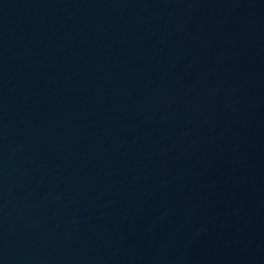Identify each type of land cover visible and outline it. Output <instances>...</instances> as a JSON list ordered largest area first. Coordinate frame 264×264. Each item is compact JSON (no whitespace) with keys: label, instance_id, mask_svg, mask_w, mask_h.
I'll list each match as a JSON object with an SVG mask.
<instances>
[{"label":"water","instance_id":"95a60500","mask_svg":"<svg viewBox=\"0 0 264 264\" xmlns=\"http://www.w3.org/2000/svg\"><path fill=\"white\" fill-rule=\"evenodd\" d=\"M0 264H264V0H0Z\"/></svg>","mask_w":264,"mask_h":264}]
</instances>
